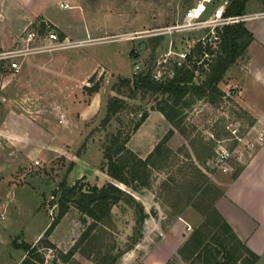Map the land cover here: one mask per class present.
I'll list each match as a JSON object with an SVG mask.
<instances>
[{
    "label": "rangeland",
    "instance_id": "obj_1",
    "mask_svg": "<svg viewBox=\"0 0 264 264\" xmlns=\"http://www.w3.org/2000/svg\"><path fill=\"white\" fill-rule=\"evenodd\" d=\"M222 1L216 0L214 5ZM248 1L249 9L264 7V0ZM65 2L69 7L61 8L59 2L54 0L49 6V13L54 18L68 21L77 27L84 25L90 27L94 35L99 38H95L97 40L94 43L84 46L42 51L30 54L25 59L18 58L21 65L17 74H10L5 68L0 70V82L7 81L11 86L17 85V90L11 92V97L29 104L27 108H19L24 113L22 118H39L37 122L39 126H43L51 134L48 137L31 140L35 142L32 144L38 150L39 148L52 150V153L44 149L40 155L38 152H33L29 156L21 157V167L16 171L18 174L13 176L20 183L33 182V187L27 184L13 185V182L8 181L13 178L10 170L0 173V207L5 208L4 219L0 225V264H15L14 261L22 254V251L13 245L15 239L30 242L35 233L57 218L59 206L53 214H50L49 206L53 202L50 198L54 194V201L58 202L63 191L60 186L63 182H68L67 177L72 163L79 162V157L84 154L89 156L91 153L88 155L87 149L93 144L104 152V147L113 134L119 129L124 134L131 132L134 123L141 118V114L144 112L149 114L166 97L161 92L143 88L137 89L135 95H131L132 90L128 85L123 84L122 79L127 77L134 79L136 75L134 66L138 61L145 68L153 69L171 42L176 47L181 46L183 39L191 32L163 35H153V32L157 28L181 21L187 9L194 5L196 0H67ZM214 5L210 6L209 10L213 9ZM3 21L9 27H12V23H14L13 27L18 24L17 21L10 22L7 19ZM235 63L239 66L247 63L246 50ZM224 77L225 83H229L231 77ZM224 95L225 92L215 103L218 111L206 109L205 118L193 117L196 115V109L202 106L203 100L208 98H198L195 94H187L183 98L180 103L182 116L185 118L182 126L190 133L189 143L193 145L194 141L200 142L208 151H213L219 140L230 136L227 129L229 123L232 124L231 126L239 123L241 132L254 124L255 118L246 114L241 107L237 108L232 98H226L229 101L227 105ZM115 96L125 100V103L111 115L109 121L105 122L109 101ZM229 111L231 113H228ZM221 112H224V115ZM212 119H216L213 124ZM150 130L153 128L149 130L143 128L136 140ZM209 133L214 137H209ZM52 136L54 139L51 140ZM206 136L210 138L209 141H205ZM49 141L57 145L48 144ZM36 160L40 162L37 163ZM105 166L107 167V161L103 160L100 169ZM173 169L168 167L165 171L171 172ZM170 175L172 176V173ZM160 178H162L160 174L153 173L150 181L156 182ZM68 179L73 180V174ZM78 181L79 187L89 188L90 185H86L83 179ZM168 190L169 188L167 192ZM170 192L172 193V189ZM184 195H181L182 203H185L190 196ZM123 199L129 202V206L134 211V218H132L133 211H129L123 218L119 216L117 223L113 220L112 224V221L108 220L106 224L100 222L91 228L92 218L81 217L79 222L70 215L60 223L57 229L58 236L60 239L64 238L62 241L65 242L72 230L75 232V237H78L81 228L88 231L90 237L95 238V242L89 239L85 243L82 241L81 245L83 248L86 246L89 248L93 243L96 245L93 246L94 254L91 258L95 264L109 260L110 249L113 250L112 255H122L125 250L143 238L141 232L143 226L140 224L134 201L129 200L127 196ZM154 207L159 210L158 204ZM183 216L192 225L190 232L197 228L204 217L202 212L192 206L185 209ZM105 225L112 226V230L101 234L100 230L104 229ZM79 238L80 236L76 240L77 243ZM100 243L105 247L101 252ZM39 252V257H31L36 264H49L54 259L57 260L55 264H70L60 257L61 254L56 248L40 247ZM188 264L202 263L200 260H193Z\"/></svg>",
    "mask_w": 264,
    "mask_h": 264
},
{
    "label": "crops",
    "instance_id": "obj_2",
    "mask_svg": "<svg viewBox=\"0 0 264 264\" xmlns=\"http://www.w3.org/2000/svg\"><path fill=\"white\" fill-rule=\"evenodd\" d=\"M55 1L59 2V7L62 8L61 3L67 0ZM52 2L54 0H0V49L17 47L27 29L33 28L42 33L46 31L47 25L54 28L60 36L63 34L61 38L70 40L99 38L94 35L92 28L86 25L77 27L68 21L54 18L49 13V6ZM248 2H246L245 12L261 9H249ZM217 4L219 2L216 3V6ZM5 19L10 22L17 21L18 24L13 27L14 23H12V27H9L3 21ZM245 26L253 34V39L246 48L247 63L241 66L235 63L225 75L231 77L228 80L229 83H225L224 77V80L219 83V87L224 92L232 87H237L238 93L232 98V101L238 105H235L237 108L241 107L246 114L255 118H253L255 120L254 128L249 134L253 138L256 136V130L264 124V17L246 21ZM2 68L3 66L0 67V70ZM9 72L17 74V72ZM13 85H9L7 81L0 82V173L10 170L12 176L18 174L16 171L21 167L23 155L29 156L33 152H38L40 155L44 149L52 153V150H48V148H39L38 150L32 144L35 142L31 140L43 136L48 137L51 134L43 126H39L37 123L39 118H22L24 113L19 108H27L29 104L11 97V92L17 90V85ZM206 109L218 111L215 103L204 99L202 106L196 109V115L193 118H205ZM221 114L224 115V112ZM215 121L216 119H212V124ZM143 128L147 130L153 128V130L146 132L142 137H139V140H136ZM170 130H173V134L168 139L167 145L173 152L169 156L167 165L160 168L152 167L150 179L153 173L160 174L162 178L156 182L150 181L149 185H140L138 189H135L132 185H126L110 176L106 166L101 170L100 164L105 160L104 152L95 144L87 149L88 155L91 154L79 157L80 161L76 162L69 172L67 177L69 185L75 184L79 179H83L88 186L102 187L107 183H114L132 195L143 206L147 214L142 223V240L130 246L122 255H112L113 250L110 249L108 253L111 258L107 261H99L98 264H107L106 262H111L110 264H188L193 260H198L189 254L192 246L186 245L189 236L195 230L190 232L191 229L188 228V225L191 223L183 216V212L188 206L202 212L204 217L206 211L215 208L232 227L238 238L259 256L255 264H264V144L251 155L246 156L243 162L237 164L234 171L222 172L214 167L213 157L219 145L228 148L235 145L234 141L229 140V135L219 140L213 151H208L200 142L194 141L193 145L189 143L190 133L187 132V135H184L161 111L152 109L142 125L132 134L127 145L139 157L146 159L156 144ZM81 133L80 131V137ZM206 140L209 141L210 138L206 136ZM48 144L53 145L52 141H49ZM168 167L171 169L176 167V169L167 172L165 169ZM72 174L74 179L69 180L68 178L72 177ZM17 180L13 176L12 180L8 181L13 182V185L34 186L33 182L20 183ZM167 188H169L168 192ZM171 189L172 193H169ZM184 194L190 196L185 203H182L181 195ZM156 204L159 205V210L154 207ZM1 210L5 214V208H1ZM129 211H133L129 202L122 198L112 204L109 220L112 221V224L113 220L117 223V218L119 216L123 218L124 214ZM132 213V218H134V211ZM70 215H73L72 217L78 219L79 222L81 217L91 218L71 205L60 219L49 239L56 246L55 248L64 255L76 247V240L79 236L81 238L85 232V229L81 228V231L78 230V237H75V232L72 230L65 242L62 241L64 238L60 239L57 229L60 223ZM49 225L50 223H47L45 227L35 233L33 240L27 243L36 244ZM104 229L100 230L101 234L111 231L112 226L105 225ZM159 236L161 237L159 238ZM86 240L88 239L82 243H85ZM22 242L25 241L19 239L13 241L15 248L22 251L18 259L14 261L15 264H21L27 256V251L20 245ZM80 245L72 256L66 258L61 254L60 257L70 264H95L91 258L94 254L93 246L96 245L90 244L89 248L87 246L83 248ZM103 246L101 243L99 244L100 252L105 248ZM182 250L184 251L183 255L180 252Z\"/></svg>",
    "mask_w": 264,
    "mask_h": 264
},
{
    "label": "trees",
    "instance_id": "obj_3",
    "mask_svg": "<svg viewBox=\"0 0 264 264\" xmlns=\"http://www.w3.org/2000/svg\"><path fill=\"white\" fill-rule=\"evenodd\" d=\"M247 1L232 0L227 6L226 14L244 13ZM61 37H63V34H61ZM252 39L253 34L247 29L244 22L226 25L221 35L219 53L214 58L210 71L206 73L205 78L199 84L193 83V71L189 69H178L174 77L162 83L155 82L149 71H143L135 75L136 78L134 77V79L131 77L123 78L122 82L132 90L131 95H135L139 88L163 93L166 97L159 102L156 109L161 111L184 135H187L186 128L182 126L185 118L182 116L183 110L180 103L183 98L187 94H195L198 98H208L212 103H216L224 94L219 87V83L224 79L228 69L244 53ZM124 103L125 100L119 96L113 97L108 104L105 122L109 121L111 115L116 113ZM147 116L148 113L144 112L141 118L134 123L131 132L124 134L119 129L104 147V158L107 161L108 174L126 185H132L135 189H138L140 185H149L152 167L160 168L167 165L169 156L173 152L167 145L173 130H170L156 144L154 150L146 159L139 157L128 147L127 144L132 134L142 125ZM74 165L75 162L72 163V168ZM78 183L77 180L73 185H69L67 182L61 184L60 188L62 187L63 191L58 200L59 212L57 218L53 219L36 244L20 243L27 251V256L21 264H36L31 257L40 256V247H56L50 241L49 236L71 205L93 219L90 224L91 228L97 226L99 222H107L110 219L112 204L125 196L134 201L140 224L147 217L143 206L132 195L114 183H107L102 187L89 186L87 190L79 187ZM85 239L95 241V238H91L89 232L85 231L76 247L68 251L66 255L61 251L59 253L66 258L72 256L78 245ZM187 244L192 246L189 254L194 256V259L200 260L202 264H255L259 259V256L238 238L232 227L215 208L205 212L202 223L189 236ZM180 252L183 255L184 251ZM41 260L43 261V258ZM49 264H55V261Z\"/></svg>",
    "mask_w": 264,
    "mask_h": 264
},
{
    "label": "built area",
    "instance_id": "obj_4",
    "mask_svg": "<svg viewBox=\"0 0 264 264\" xmlns=\"http://www.w3.org/2000/svg\"><path fill=\"white\" fill-rule=\"evenodd\" d=\"M215 1L196 0L195 4L187 9L181 21L155 29L153 35L185 31L191 33L183 39L180 47H176L171 42L153 69L145 68L140 61L136 62L134 74L149 71L155 82L162 83L174 77L178 69H189L193 71V83L199 84L205 78L206 73L210 71L211 64L219 53L224 27L229 24L245 23L248 20L264 17V7L253 12L227 15L226 9L230 4L229 0H223L213 10H209L210 5L214 4ZM61 6L69 7V4L62 2ZM96 40L94 38L81 40L61 38L59 33L50 25H47L46 31L42 33L30 28L23 33L17 47L0 49V67L3 66L12 73L17 72L21 65L18 58L23 57L25 59L30 54L42 51L84 46L94 43ZM46 41L48 42L46 43ZM237 93V87H232L225 92V99L233 98ZM224 101L229 105L227 99ZM231 125V123L227 125L230 134L229 140L234 141L235 145L232 148L219 145L213 157L214 167L222 172L234 171L237 164L243 162L246 156L251 155L259 146L264 144V124L256 130V136L253 138L249 134L254 128V124L249 125L243 132L240 131L239 123H235L234 126ZM209 137H214V135L209 133ZM36 162L39 163L40 161L36 160ZM50 199L53 202L49 209L50 214H53L54 210L58 208V202L54 201V194L51 195ZM3 219L4 213L0 208V225ZM188 228L191 229V225H188Z\"/></svg>",
    "mask_w": 264,
    "mask_h": 264
}]
</instances>
